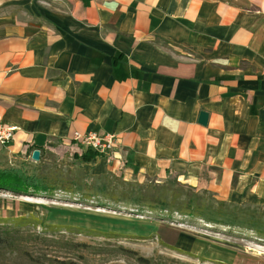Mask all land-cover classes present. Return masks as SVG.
Returning <instances> with one entry per match:
<instances>
[{"label":"crops","instance_id":"0c3cea01","mask_svg":"<svg viewBox=\"0 0 264 264\" xmlns=\"http://www.w3.org/2000/svg\"><path fill=\"white\" fill-rule=\"evenodd\" d=\"M0 124L7 159L264 208V0H0ZM74 132L117 148L83 158Z\"/></svg>","mask_w":264,"mask_h":264},{"label":"rangeland","instance_id":"374dc122","mask_svg":"<svg viewBox=\"0 0 264 264\" xmlns=\"http://www.w3.org/2000/svg\"><path fill=\"white\" fill-rule=\"evenodd\" d=\"M8 161L56 180L59 189L0 191V264H264V208L230 205L175 183L98 176L62 153L37 167ZM168 190L183 195L174 202ZM146 191L152 202L165 192L166 209L139 203L138 193ZM184 195L204 202L200 217L181 209Z\"/></svg>","mask_w":264,"mask_h":264},{"label":"trees","instance_id":"16d2710c","mask_svg":"<svg viewBox=\"0 0 264 264\" xmlns=\"http://www.w3.org/2000/svg\"><path fill=\"white\" fill-rule=\"evenodd\" d=\"M33 150H28V153L32 152ZM38 151V150H37ZM91 152L90 150L88 153ZM87 153V154H88ZM86 153L83 155V158H92L93 156H98L96 153L87 155ZM8 159L5 157L0 156V191L8 192L13 195H31V194H41V193H49L53 194L54 191L59 189V186L54 182L48 181L45 176L38 175L36 173H29L25 169L27 167L26 165L14 167V166H8ZM24 163V162H23ZM29 164V163H28ZM27 164V165H28ZM41 164V159L37 163H34L36 167ZM75 186V185H74ZM63 191H69L71 194L77 193L76 189L69 190L65 188V186L62 185ZM190 191V190H189ZM169 194H171L172 201H176L179 197H181L183 192H179L178 190H168ZM191 192V191H190ZM190 192H188L190 194ZM165 193V192H164ZM163 193V194H164ZM206 193V192H204ZM149 192H142L138 193L139 195V203H150L152 207L150 210H153L155 208H160V210L166 209V207L163 205L162 195L155 196V201L152 202L149 200ZM184 195L185 201L182 204H185L186 206L184 208H181L185 211H190L193 215V217H200L202 214V211L205 210L204 202L200 200V197L196 195ZM193 204V205H192ZM190 205V206H189ZM187 215V214H185ZM4 239L0 237V245H2L4 242Z\"/></svg>","mask_w":264,"mask_h":264},{"label":"built area","instance_id":"2783aa9c","mask_svg":"<svg viewBox=\"0 0 264 264\" xmlns=\"http://www.w3.org/2000/svg\"><path fill=\"white\" fill-rule=\"evenodd\" d=\"M15 131L16 128L13 126L0 124V145L6 146L10 144ZM117 141L116 134L97 135L94 133L81 134L79 132L72 134L73 143L89 149L98 156H106L112 153L117 148Z\"/></svg>","mask_w":264,"mask_h":264},{"label":"water","instance_id":"95a60500","mask_svg":"<svg viewBox=\"0 0 264 264\" xmlns=\"http://www.w3.org/2000/svg\"><path fill=\"white\" fill-rule=\"evenodd\" d=\"M207 122V114L201 113L199 115V124L205 126ZM31 161L37 163L39 161V151L35 150L31 155Z\"/></svg>","mask_w":264,"mask_h":264}]
</instances>
